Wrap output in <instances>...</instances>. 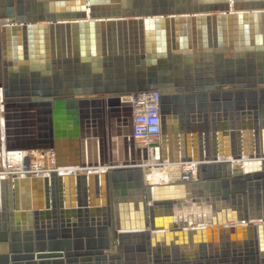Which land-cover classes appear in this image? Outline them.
I'll return each mask as SVG.
<instances>
[{"label":"water","instance_id":"water-1","mask_svg":"<svg viewBox=\"0 0 264 264\" xmlns=\"http://www.w3.org/2000/svg\"><path fill=\"white\" fill-rule=\"evenodd\" d=\"M31 1L0 0V171L34 149L103 169L0 174V264H264V0ZM151 91L160 159L194 179L144 180L126 99Z\"/></svg>","mask_w":264,"mask_h":264},{"label":"built area","instance_id":"built-area-1","mask_svg":"<svg viewBox=\"0 0 264 264\" xmlns=\"http://www.w3.org/2000/svg\"><path fill=\"white\" fill-rule=\"evenodd\" d=\"M159 93L156 91L151 92H138L133 93L127 97L126 102L130 105L131 108V137L135 144V147L142 151H145L148 159L150 154L154 152L156 157H159V149L157 143L161 135V118H160V109H159ZM28 152L37 151L40 156L35 157L34 159L29 160L28 156H22L19 164L16 166L13 164L4 162V152ZM1 155L2 166L0 174H3L8 179L24 177L26 174L32 176L40 177H49L50 174L56 173L58 175H64L63 172H66L67 168H73L75 171L74 174L85 173L87 169L80 167H65L58 166L56 162L55 154L52 150L49 149H34V150H12L4 151ZM160 159V157H159ZM160 164L164 163L163 160H159ZM175 167L185 168L188 165H191L192 172L181 170L183 177L187 180L195 178V173L199 162L190 161L181 164H174ZM36 166H39L38 171H36ZM38 172V173H37ZM181 176V175H180ZM182 177V176H181ZM193 178V179H194Z\"/></svg>","mask_w":264,"mask_h":264},{"label":"bare ground","instance_id":"bare-ground-1","mask_svg":"<svg viewBox=\"0 0 264 264\" xmlns=\"http://www.w3.org/2000/svg\"><path fill=\"white\" fill-rule=\"evenodd\" d=\"M22 156H28L29 157V160L31 159H34L35 157H39L40 154L37 152V151H32L31 153H28V152H4V155L2 156L4 158V162L7 161V163L9 164H13V165H17L19 164ZM160 157V155H159ZM159 157L157 158L156 157V154H154V152H152L150 154V158L147 159V161H144L143 164H142V170H143V174H144V180L146 183H149V184H155V183H167V182H170V180H173L174 177H172L173 174H175L174 176H176L177 178L176 179H179L181 178V170H185V171H188V172H192V168H191V165H188L187 167L185 168H178V167H175L176 165L174 164H170L166 161H164V165H160L159 162H158V159ZM161 161V159H159ZM146 162V164L144 165V163ZM36 171H38L39 169V166H36ZM171 168L173 169H176V171H171ZM97 169V170H95ZM90 168L89 170H87L85 173L87 174L88 172H99L101 169L103 168ZM73 171H75L73 168H67L66 169V172H63L64 175H59V176H65V175H76L74 173H72ZM39 172V171H38ZM37 172V173H38ZM154 173H158L159 177H157ZM35 174H33L32 176H34ZM157 177V178H156ZM172 178V179H171ZM194 177H192L193 179ZM198 213L197 210H195L194 208H191V210H189L188 213H186L184 216L186 218H188V215L189 214H192L193 216H197L198 215L196 214Z\"/></svg>","mask_w":264,"mask_h":264},{"label":"crops","instance_id":"crops-1","mask_svg":"<svg viewBox=\"0 0 264 264\" xmlns=\"http://www.w3.org/2000/svg\"><path fill=\"white\" fill-rule=\"evenodd\" d=\"M50 0L48 1H45V0H35L34 2H30L31 5H41V6H44V4L48 3ZM234 28L232 27V30ZM226 30V29H225ZM234 31V30H233ZM111 127H113V124L111 125ZM114 128V127H113ZM112 128V129H113ZM23 130V129H22ZM24 130H34V128L32 126H27L24 128ZM186 136H187V145L190 146V135L185 133ZM28 135H29V132H28ZM114 140H115V137H114ZM61 142L59 143V147H60V150L64 153L65 156H69L71 153L73 152H78L79 151V138H78V130H73V135L72 137H66L64 139H61L60 140ZM115 143V144H114ZM113 146H114V149L112 150L113 152V156L115 159L118 160V157L121 156L122 158L124 157V147H123V142L121 141L120 142V145L118 144V142L115 140L113 142ZM157 146H158V149H159V154H160V138H159V141L157 143ZM98 145H93L91 143L90 147H89V161L92 163V164H97L98 162ZM173 155L175 156V152L173 150ZM106 157H109V155H106ZM146 164V162L144 163V165ZM160 164V163H159ZM160 165H164V164H160ZM93 168V167H92ZM94 168H100L99 166L98 167H94ZM97 170V169H95ZM157 177H159L158 173H154ZM156 177V178H157Z\"/></svg>","mask_w":264,"mask_h":264},{"label":"rangeland","instance_id":"rangeland-1","mask_svg":"<svg viewBox=\"0 0 264 264\" xmlns=\"http://www.w3.org/2000/svg\"><path fill=\"white\" fill-rule=\"evenodd\" d=\"M172 170H173V171H176V169H174V168H173V169L171 168V171H172ZM174 175H175V174L172 175V177H174V179H173V180H170V182H171V181H178V179H176L177 177L174 176ZM171 179H172V178H171Z\"/></svg>","mask_w":264,"mask_h":264}]
</instances>
